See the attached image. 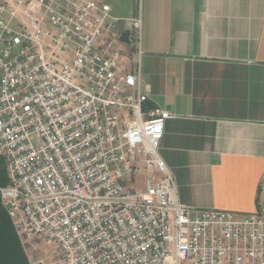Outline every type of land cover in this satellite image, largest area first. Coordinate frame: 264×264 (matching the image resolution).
Listing matches in <instances>:
<instances>
[{"label": "built area", "instance_id": "1", "mask_svg": "<svg viewBox=\"0 0 264 264\" xmlns=\"http://www.w3.org/2000/svg\"><path fill=\"white\" fill-rule=\"evenodd\" d=\"M110 12L0 0V199L28 263L264 264V176L249 214L178 201L159 155L175 114L146 106L141 18Z\"/></svg>", "mask_w": 264, "mask_h": 264}, {"label": "crops", "instance_id": "2", "mask_svg": "<svg viewBox=\"0 0 264 264\" xmlns=\"http://www.w3.org/2000/svg\"><path fill=\"white\" fill-rule=\"evenodd\" d=\"M117 26L141 18L146 106L165 122L159 155L178 201L256 210L264 176V0H99Z\"/></svg>", "mask_w": 264, "mask_h": 264}, {"label": "trees", "instance_id": "3", "mask_svg": "<svg viewBox=\"0 0 264 264\" xmlns=\"http://www.w3.org/2000/svg\"><path fill=\"white\" fill-rule=\"evenodd\" d=\"M8 183L5 163L0 158V187ZM0 264H28L18 236L0 199Z\"/></svg>", "mask_w": 264, "mask_h": 264}, {"label": "rangeland", "instance_id": "4", "mask_svg": "<svg viewBox=\"0 0 264 264\" xmlns=\"http://www.w3.org/2000/svg\"><path fill=\"white\" fill-rule=\"evenodd\" d=\"M143 175H144V173L142 171H140L138 174H135L133 176L132 181L127 183V186H129L131 188L138 189V190H142V188H143V185H142ZM24 254H25V252H24ZM25 256H26V254H25ZM26 258H27V256H26ZM27 262H28V259H27Z\"/></svg>", "mask_w": 264, "mask_h": 264}]
</instances>
